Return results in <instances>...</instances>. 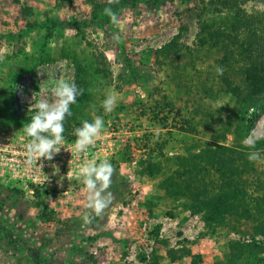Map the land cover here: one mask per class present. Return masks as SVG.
<instances>
[{
  "label": "rangeland",
  "instance_id": "1",
  "mask_svg": "<svg viewBox=\"0 0 264 264\" xmlns=\"http://www.w3.org/2000/svg\"><path fill=\"white\" fill-rule=\"evenodd\" d=\"M94 1L0 0V264H264V209L249 218L235 207L214 213L215 168L198 160L208 171L204 184L179 193L162 187L181 172L182 160L216 144L236 158L245 154L242 160L259 173L248 175L246 187L258 195L251 182L264 179V147L242 143L253 130L245 137L238 132L252 108L220 90L222 78L238 82L242 62L218 75L224 39L201 45L208 31H228L234 12L208 10L209 0ZM237 2L247 15L264 18V0ZM106 7L118 24L103 14ZM175 37L181 51L157 53ZM74 59L84 65L86 99L71 125L100 116V136L85 156L63 136L47 167L17 169L12 165L21 162L27 142V123L17 117L35 114L29 108L41 99L51 101L59 80L76 84ZM203 86L218 95L204 96ZM110 94L116 105L105 113ZM263 99L264 91L254 105ZM258 122L264 129V114ZM251 151L261 160L250 162ZM90 160H107L115 171L111 205L86 225L90 210L78 173Z\"/></svg>",
  "mask_w": 264,
  "mask_h": 264
},
{
  "label": "trees",
  "instance_id": "2",
  "mask_svg": "<svg viewBox=\"0 0 264 264\" xmlns=\"http://www.w3.org/2000/svg\"><path fill=\"white\" fill-rule=\"evenodd\" d=\"M59 5L64 6L71 4V0H56ZM90 6H96V1L85 0ZM205 6H209L210 9L213 7V11L219 13L221 10L226 9L234 12L233 22L226 32L223 31H208V39H203L201 45H205L206 42L210 41L212 46H218L220 38L224 39L223 48L226 54L223 58L218 61L219 67H227V71H232V63L234 65L239 64L238 61L242 62V66L239 68L238 82L230 81L228 78H222L224 88H221V93L231 95L236 103L247 109L252 108V111L248 113L246 119V126L243 130L238 132L242 137L247 136L254 127L256 126L260 117L264 114V99L258 102L256 105V98L264 91V19L260 16L247 15L246 12L238 9L237 0H209L205 3ZM209 10V8L207 7ZM179 37H175L167 46L163 47L160 53L164 56L170 54H176L181 51L182 48L177 44ZM228 53V50H230ZM166 54V55H165ZM75 80L78 88H84L82 81V74L84 72L83 63L77 62L75 59ZM238 68V67H237ZM96 74L102 72V69L94 68ZM20 79H16L19 82ZM200 92L204 96L214 97L218 93H215L211 88L200 87ZM220 93V94H221ZM13 101L15 102L16 96L12 95ZM86 95L84 94L77 97V102L71 105L70 110L73 114L74 110L78 108L83 102H85ZM32 115L16 116L17 119L20 117L21 120L26 123H30ZM70 116L66 117L64 121V133L63 136L68 137L70 140H75L76 137L73 132L76 128L81 127L82 123H75L71 125ZM215 150L206 149L203 153L198 156L194 155L187 160H182V170L179 173H175L176 176H169L164 178L162 187L168 186L170 189L181 191L184 186L189 191L195 188L196 184H204L205 176L208 173L207 169L200 166L198 160L207 162L212 168H215L219 175V183L217 188L220 190V194L217 196L216 206L212 211L214 213L222 214L225 209H233L234 207L240 211V215L249 218L253 213L264 209V179L263 181L253 180L252 185L255 184L258 192L257 197L252 198L246 187L248 175L251 178L257 173L255 167L252 164L247 163L242 157L226 154L227 149L216 145ZM264 147V139L257 141L255 148ZM158 168L156 166H149L150 174H155ZM206 172V173H205ZM259 179V175L255 177ZM35 196L39 195V191H34ZM212 218L214 215L210 213ZM209 218V215H208Z\"/></svg>",
  "mask_w": 264,
  "mask_h": 264
},
{
  "label": "clouds",
  "instance_id": "3",
  "mask_svg": "<svg viewBox=\"0 0 264 264\" xmlns=\"http://www.w3.org/2000/svg\"><path fill=\"white\" fill-rule=\"evenodd\" d=\"M119 0H108L109 4L118 3ZM103 14L110 18L112 24H118L119 18L111 7L103 9ZM119 42V37H116ZM224 69L217 67L218 75H223ZM84 94L83 88H78L74 82H68L63 79L57 82V86L52 90L51 101L41 99L32 104L29 108L36 110L32 116L31 122L24 124L22 131L27 138L25 145L27 159L26 163L31 165L41 159L51 161L55 154L60 152V147L64 141V121L66 117L71 116V105L77 102V97ZM116 105V97L108 95L102 102L105 113H111ZM223 106V105H222ZM104 127V120L96 116L92 122L84 121L81 127L74 130L73 135L76 137L73 149L77 154L86 152L89 146L93 145ZM264 138V129L258 126L242 141L250 149H255L256 142ZM250 162L260 161L261 155L258 151H251L247 156ZM43 167V165H41ZM113 165L103 160L96 162L90 160L79 169L78 176L82 178L85 186L84 191L87 193V203L85 207L89 209L83 216L84 224L93 223L97 217H102L105 210L112 203V193L108 191L112 183L114 174Z\"/></svg>",
  "mask_w": 264,
  "mask_h": 264
},
{
  "label": "built area",
  "instance_id": "4",
  "mask_svg": "<svg viewBox=\"0 0 264 264\" xmlns=\"http://www.w3.org/2000/svg\"><path fill=\"white\" fill-rule=\"evenodd\" d=\"M73 144H74V143H72V144L70 145V147H68V148H72V147H73ZM64 151H66V150L64 149ZM86 152H87V151H86ZM86 152L83 153L84 156H85ZM21 157H22L21 162H20V163H17V162H16L15 165H12V166H15L17 169H20V168H21V169L24 170L25 172H29L31 166H33V165H36V166H37V170L40 171L41 169L47 167V165H48V163H49L48 160L41 159V160L38 161L37 163H36V162H33L31 165H29V164L26 163L27 154L25 153V154L21 155ZM78 157H80V155H78ZM3 159H4V158H3ZM37 164H38V165H37ZM41 165H43V167H41ZM25 167H26V168H25ZM27 167L29 168V170L27 169ZM34 168H35V167H34Z\"/></svg>",
  "mask_w": 264,
  "mask_h": 264
}]
</instances>
